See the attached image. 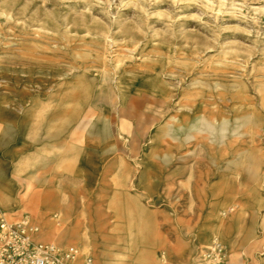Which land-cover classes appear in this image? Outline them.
Here are the masks:
<instances>
[{
	"label": "rangeland",
	"instance_id": "rangeland-1",
	"mask_svg": "<svg viewBox=\"0 0 264 264\" xmlns=\"http://www.w3.org/2000/svg\"><path fill=\"white\" fill-rule=\"evenodd\" d=\"M0 210L92 264H264V0H0Z\"/></svg>",
	"mask_w": 264,
	"mask_h": 264
},
{
	"label": "built area",
	"instance_id": "built-area-1",
	"mask_svg": "<svg viewBox=\"0 0 264 264\" xmlns=\"http://www.w3.org/2000/svg\"><path fill=\"white\" fill-rule=\"evenodd\" d=\"M38 224L27 216L11 220L0 210V264H92L79 244L61 245L44 240ZM161 264L167 263L165 260ZM199 264H228L223 243L214 238L211 245L199 252Z\"/></svg>",
	"mask_w": 264,
	"mask_h": 264
},
{
	"label": "bare ground",
	"instance_id": "bare-ground-1",
	"mask_svg": "<svg viewBox=\"0 0 264 264\" xmlns=\"http://www.w3.org/2000/svg\"><path fill=\"white\" fill-rule=\"evenodd\" d=\"M204 120H202L203 125L207 128V129H212L211 124H209L208 122H203ZM224 127H221V129H223Z\"/></svg>",
	"mask_w": 264,
	"mask_h": 264
}]
</instances>
